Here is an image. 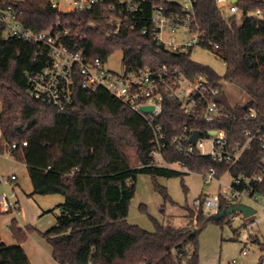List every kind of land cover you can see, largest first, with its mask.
<instances>
[{
    "label": "trees",
    "instance_id": "16d2710c",
    "mask_svg": "<svg viewBox=\"0 0 264 264\" xmlns=\"http://www.w3.org/2000/svg\"><path fill=\"white\" fill-rule=\"evenodd\" d=\"M112 4L118 7L113 10ZM236 4L238 12L227 16L217 0H193L192 11L174 0L144 3L145 16L159 6L181 19L190 13L189 27L202 34L204 46L213 50L219 45L226 65L223 76L192 59V49L175 52L163 48L153 35L142 32L146 20L134 24L131 12L118 0H105L83 12L60 10L49 0H0V13H13L26 28L48 32L88 58L107 61L120 50L126 72L165 65L190 77L205 75L219 89L216 100L228 116L210 123L199 114L184 113L176 100L166 98L158 120L170 135L180 133L185 125L202 136L211 130H226L232 146L244 143L248 139L245 132L250 131L251 146L234 164L219 163L200 152L179 153L172 145L164 150L169 164L199 174L215 168V175L221 177L227 171L253 173L264 155L260 141L264 136V0H237ZM111 16L121 17L119 27L109 21ZM4 30L5 24L0 23V153L8 152L26 165L32 194L64 196L57 205L56 222L41 232L54 259L59 264H200L203 227L209 223L223 227L240 212L219 218V212L231 205L223 197L215 214L183 205L190 218L185 227L154 220L156 229L149 231L129 223V205L139 174L183 178L187 172L156 165L150 154L148 121L103 87L86 88L78 79L74 101L63 110L32 97L27 74L43 67L48 48L7 36ZM222 80L239 87L249 100L232 105ZM250 108L256 116L246 118ZM124 144L136 148L140 166L130 165ZM157 189L171 201L164 187ZM254 190L264 192V185L255 183ZM254 219V215L243 217L242 223L246 226ZM9 228L17 243L8 245L0 236V264H32L22 243L35 228H22L16 218ZM258 243L264 250V243ZM263 260L264 253L256 264Z\"/></svg>",
    "mask_w": 264,
    "mask_h": 264
},
{
    "label": "built area",
    "instance_id": "2783aa9c",
    "mask_svg": "<svg viewBox=\"0 0 264 264\" xmlns=\"http://www.w3.org/2000/svg\"><path fill=\"white\" fill-rule=\"evenodd\" d=\"M49 1L53 6L63 11L83 12L105 0ZM118 1L125 4L131 12L134 24L140 19L146 20L147 23L142 26V32L153 35L163 48L175 52H185L199 46L223 59L222 54L218 52L220 49L218 44H215L213 50H210L204 46L205 40L202 34L190 29L188 24L191 21L190 13L187 14L186 19H181L179 15L166 14L163 7L159 6L152 8L151 14L145 16L144 3L146 0ZM179 3L185 10H193V0H185ZM217 4L223 10L226 8L231 13L238 12L237 4L233 0H217ZM117 7L116 4L111 5L113 10ZM256 14L260 15L261 11H257ZM121 20L119 16L109 17V21L116 22L117 27H119ZM0 23L5 24V35L14 36L39 46L45 45L48 48L49 58L43 67L27 74L28 93L32 97L46 101L63 110L74 101V86L78 79L81 80L83 87L107 89L148 121L152 129V137L149 141L151 145L150 154L158 166L174 168L173 165L175 164H169L164 157V150L168 145L174 146L179 153L200 152L211 155L219 163L228 164L238 162L243 151L251 146L253 135L250 131L245 132L248 139L244 143L234 146L230 144L229 132L222 129L211 130L209 135L204 136L199 132L197 141L193 143L191 137L195 129L192 127L185 125L180 133L170 135L159 122L158 118L163 111L166 98L176 100L184 113L199 114L210 123L228 116L216 100L219 89L211 84L203 74L190 77L180 70L170 71L165 65L129 72L125 70L117 72L108 68L107 61L101 57L88 58L82 51H73L62 40L48 32H36L26 28L13 13H0ZM143 106H152V110L150 112L142 111L141 107ZM255 116L256 111L250 108L249 116L246 118ZM212 131H216L215 135L211 134ZM206 140L210 141L209 149H206ZM260 141L264 150V136L260 137ZM26 144L27 142L24 143V145ZM215 173V168H211L207 173L202 174L206 183L218 180L219 186L212 195L202 199L195 198L193 204L196 208L202 207L208 214L218 213L220 200L224 197L231 205L250 203L246 205L253 207L255 213L259 211L261 218H264V192L254 190L255 183L264 185V155L259 168L249 175L243 173L235 175L227 171L221 177H217ZM225 175H228L227 180H223ZM16 178L15 174L0 175V211L17 216L20 213V207L10 185V181ZM255 213L253 214L254 217ZM236 217H240L243 221L244 216L241 213L233 216V219ZM252 223L247 225L250 226ZM243 253L246 254V250H243ZM262 264H264V260Z\"/></svg>",
    "mask_w": 264,
    "mask_h": 264
},
{
    "label": "rangeland",
    "instance_id": "374dc122",
    "mask_svg": "<svg viewBox=\"0 0 264 264\" xmlns=\"http://www.w3.org/2000/svg\"><path fill=\"white\" fill-rule=\"evenodd\" d=\"M184 2L185 0H174ZM225 15H230L226 8H224ZM123 53L118 50L109 56L107 59V67L117 72L124 71L122 62ZM191 57L197 62L211 66L220 75H224L226 65L224 60L217 54L209 51L208 49L195 46L192 49ZM224 87L228 90V96L232 102H241L246 97L241 89L235 85L223 82ZM2 110L0 101V112ZM1 139V131H0ZM206 149H209L210 141L206 140ZM123 150L125 151L129 163L132 167L141 165L137 156L136 148L133 145L124 144ZM174 168L183 169L180 165H173ZM0 171L4 173L16 172L18 175L19 188L18 193L26 198L22 201V208L26 209L28 218H39L40 223H27L25 217L22 215L16 216L12 213V218H16L18 223L22 224V228L32 226L35 230L28 233L27 239L30 234L36 235L42 241L50 244L41 234L52 223H49V218L57 215V205L55 197H63L62 194H32L33 186L28 173V169L24 163L16 160L8 152L0 153ZM187 173L182 177H164L141 173L137 177L136 192L130 201L129 213L127 221L131 224H136L141 228L149 231L156 229L154 220L163 222H171L177 227H185L189 225V213L182 206L188 205L190 208L197 211L196 206L193 204L195 198H204L205 194H213L218 190L219 181L212 180L206 183L202 174L196 172ZM228 175L223 177L227 180ZM157 186L164 187L169 195L166 200L159 192ZM62 195V196H59ZM246 204H250L245 202ZM41 205L45 209V213L36 214V208ZM162 209H164L162 211ZM256 209V208H255ZM257 210V209H256ZM9 214H4L0 218V235L5 242L9 235H13L10 231L7 220L10 218ZM51 219V218H50ZM12 220V219H11ZM20 226V225H19ZM44 228V229H43ZM237 230V231H236ZM257 236V237H256ZM14 237V236H12ZM16 240V239H15ZM24 241V242H25ZM258 241L264 243V218H261L259 211L255 213V221L250 226H245L240 217H236L231 223L225 224L223 227L209 223L203 227L199 234V255L202 264H256L264 250L258 244ZM246 250V254L243 253ZM36 260L43 261L40 258ZM235 260V262H233Z\"/></svg>",
    "mask_w": 264,
    "mask_h": 264
},
{
    "label": "crops",
    "instance_id": "0c3cea01",
    "mask_svg": "<svg viewBox=\"0 0 264 264\" xmlns=\"http://www.w3.org/2000/svg\"><path fill=\"white\" fill-rule=\"evenodd\" d=\"M223 82H225V83H228V82L222 80L221 81V84H222V87H223L224 91L227 94V97L229 99V102L232 105H234V104H244L245 102H247L249 100L248 96L246 95V97H245V95H244V98L241 100V102H232L231 99H230V97L228 96V93H227L228 90L224 87ZM228 84H230V83H228ZM242 93L246 94L244 91H242ZM11 174H15L16 177H17L15 180H11L10 181V185H11L12 191L15 193L16 200L19 203V207H20V213H19V215H21V216L23 215L25 217V220L27 221V223H36L37 225H39V223H40L39 218L38 219L37 218L29 219L28 218V214L26 212V209L24 211V209L22 208L21 202L24 201V200H26V198L24 196H22V195H19V193H18V189H20V188H19V184H18V175H17V173L16 172H11V173H7L6 174V173L0 171V175H3V176H9ZM55 194H59V193H55ZM205 195L206 196H210L212 194H205ZM59 196H62V195H59ZM55 198H56V201H59L58 204H60V203L63 202V197H55ZM57 211H58V209H57ZM45 212L46 211H45L44 207H42L41 205H39L36 208V214L41 213V215H43ZM4 214H9V213H4ZM4 214H0V218ZM19 215H17V216H19ZM9 216H10V218L7 220V223H10V221L12 219V214H9ZM50 218H49V223H52V225H53L56 222L57 215H54V216L52 215ZM19 225L21 227L23 226L21 223ZM12 236L13 235H9L8 236V239L7 240L5 239V243L6 244L12 245V244L17 243L16 240H15V238L12 237ZM29 237L32 238V239H29L28 238L27 241H25V242L22 243V246L25 249V251H26V253H27V255H28V257H29V259H30V261H31L32 264H41V261L36 260V258H40L43 261V263L46 262V264H59L54 259V257H53V254H52L53 251H52V247L51 246H49L46 242L42 241L43 239L41 240L40 238L36 237V235H34V234H30ZM1 238H2V236H1ZM262 254H261V256H262ZM260 257H259V259H260ZM259 259H258V261H259ZM200 264H202L201 263V260H200Z\"/></svg>",
    "mask_w": 264,
    "mask_h": 264
},
{
    "label": "water",
    "instance_id": "95a60500",
    "mask_svg": "<svg viewBox=\"0 0 264 264\" xmlns=\"http://www.w3.org/2000/svg\"><path fill=\"white\" fill-rule=\"evenodd\" d=\"M234 2H236L237 0H233ZM142 111L145 112H150L152 110V106H143L141 107ZM216 131H212L211 134L215 135ZM199 136V131L195 130L192 137H191V141L193 143H195L198 139ZM236 211H239L244 217H249L251 215H253L255 213V210L253 207L246 205V204H232L229 206L228 209H224L222 211L219 212L218 217H223L226 214H232Z\"/></svg>",
    "mask_w": 264,
    "mask_h": 264
}]
</instances>
